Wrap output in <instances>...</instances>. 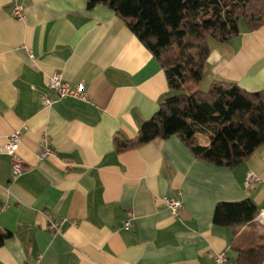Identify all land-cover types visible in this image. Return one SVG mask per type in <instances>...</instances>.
<instances>
[{
  "label": "crops",
  "instance_id": "1",
  "mask_svg": "<svg viewBox=\"0 0 264 264\" xmlns=\"http://www.w3.org/2000/svg\"><path fill=\"white\" fill-rule=\"evenodd\" d=\"M23 7L24 18L13 15ZM203 78L264 88V25L212 40ZM56 73L87 99L57 98ZM173 94L161 64L111 8L87 0H0V264H216L264 243V146L230 167L197 157L178 135L126 149ZM55 100L44 105V98ZM21 132L23 172L2 151ZM55 153L40 158L43 135ZM262 182L246 184L248 172ZM165 197L183 204L174 216ZM250 198L254 220L214 223L221 201ZM132 211V216L128 212ZM53 234L49 221L62 220ZM130 221L126 228L125 222ZM264 264V261L263 263Z\"/></svg>",
  "mask_w": 264,
  "mask_h": 264
},
{
  "label": "trees",
  "instance_id": "2",
  "mask_svg": "<svg viewBox=\"0 0 264 264\" xmlns=\"http://www.w3.org/2000/svg\"><path fill=\"white\" fill-rule=\"evenodd\" d=\"M113 9L149 49L165 71L173 94L141 125L134 139L119 148L136 147L178 134L194 154L217 165L235 167L264 146V88L249 92L235 82L214 81L207 90L193 85L203 78L212 40L237 36L240 25H264V0H87ZM208 134L202 144L199 135ZM255 203L221 201L214 223L239 229L256 218ZM12 232L0 228V246ZM234 264H262L264 243L237 250Z\"/></svg>",
  "mask_w": 264,
  "mask_h": 264
},
{
  "label": "built area",
  "instance_id": "3",
  "mask_svg": "<svg viewBox=\"0 0 264 264\" xmlns=\"http://www.w3.org/2000/svg\"><path fill=\"white\" fill-rule=\"evenodd\" d=\"M13 15L18 19L24 18L23 7L20 4H15L13 7ZM48 87L57 98H78V99H87V94L80 91V89L73 88L70 83L64 81L61 77L60 73H56L50 79ZM44 105L50 106L54 102V98L52 96H46L44 99ZM21 140V132L15 131L12 133L7 140L6 144L3 146L2 151L7 153L12 157V169H13V176L14 178L18 177L24 170V163L22 159L17 154V148ZM55 153L53 147L50 145V139L47 134L43 135L42 139V151L40 153V158H46ZM262 179L253 171L248 172L246 177V184L248 186H253L258 183H261ZM164 202L169 206L172 214L174 216H179L181 213V209L183 208V204L180 200L171 197H165ZM129 216H132V211L128 212ZM257 220L264 226V208L259 212L257 216ZM65 220L62 219L58 220H51L49 221L48 229L53 233L57 234L61 232L62 225L64 224ZM126 228L130 226V221L125 222ZM41 255H39L38 259L34 263L28 264H38L40 261ZM215 263L216 264H232L230 258L226 252H219L215 255Z\"/></svg>",
  "mask_w": 264,
  "mask_h": 264
},
{
  "label": "rangeland",
  "instance_id": "4",
  "mask_svg": "<svg viewBox=\"0 0 264 264\" xmlns=\"http://www.w3.org/2000/svg\"><path fill=\"white\" fill-rule=\"evenodd\" d=\"M199 140L202 144H208L210 142V137L208 134H202V135H199Z\"/></svg>",
  "mask_w": 264,
  "mask_h": 264
}]
</instances>
